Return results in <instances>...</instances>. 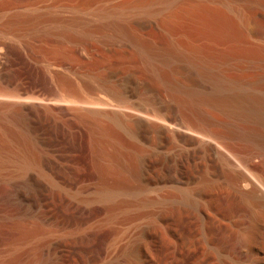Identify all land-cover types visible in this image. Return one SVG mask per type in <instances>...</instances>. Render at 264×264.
<instances>
[{"label":"rangeland","instance_id":"obj_1","mask_svg":"<svg viewBox=\"0 0 264 264\" xmlns=\"http://www.w3.org/2000/svg\"><path fill=\"white\" fill-rule=\"evenodd\" d=\"M127 1L0 0V25L42 17L0 29V102L25 106L0 111V264H264V206L232 176L264 193V157L212 132L264 138V122L214 99L213 79L188 60H164L169 37L155 16L97 13ZM224 13L225 43L199 39L187 19L173 33L215 55L210 74L251 79ZM250 26L249 42L264 37V19ZM194 106L209 121L186 127L179 110Z\"/></svg>","mask_w":264,"mask_h":264},{"label":"bare ground","instance_id":"obj_2","mask_svg":"<svg viewBox=\"0 0 264 264\" xmlns=\"http://www.w3.org/2000/svg\"><path fill=\"white\" fill-rule=\"evenodd\" d=\"M216 3H218L220 7L215 5ZM224 12H229V15L231 14L235 18L238 47L237 63L240 64V68H246L248 66L254 69V71H252L253 77L251 79L240 80L222 78L216 74H210V71L208 70L213 63L216 62H214L215 55L199 42H182L177 40V34L173 33L175 31L172 29V26L177 25L179 28H182L181 25L186 22L187 19L188 21L191 20L190 22H193L192 24L196 26V37H200L199 39L206 42L209 39H203L205 36H211V38L216 37L219 40L221 39L220 42L223 43V39L226 40L225 37L228 32H231L228 29V21L226 20L227 16ZM97 13L100 16L109 15L119 18L135 13L155 16L158 18V24L165 30L167 36L169 37L168 45L163 50H160L163 52L164 56L162 54L161 55L164 57V60L168 62L176 59L188 60L203 74L211 76L216 88L214 99H230L237 104L236 111H238V114L249 115L258 121L264 122V37L257 36L255 41L249 42L252 36V29L250 26L251 21L261 22L262 19H264V0H132L115 5H108L97 11ZM26 19L32 21V23H36L42 19V17L33 16V12L26 13L25 15L21 12L15 13L0 25V29L4 30L10 26L20 25L25 22ZM178 33H181L183 36V34H185V30L181 29ZM229 35L231 36V34ZM227 38L230 37L227 36ZM212 39L214 40V38ZM219 40L215 41L217 42ZM212 41H209L208 44ZM204 44L207 43L204 42ZM204 48L208 50L209 53L204 51ZM62 78L64 79V77ZM165 83L170 88L175 89V87H177L175 85L176 83H172L170 79L165 80ZM225 89H230L231 92L226 93L224 92ZM198 96L203 97L199 94ZM5 108H8L11 113L18 115L23 112L25 106L15 101L0 102V111ZM193 110L195 111L192 112ZM193 110H190V108L188 110L187 107L182 108L181 111L179 110L182 122L186 124V127L187 125H190L194 119L203 120L205 123H208L206 121H209V117L205 114V112L201 111V109L197 107ZM170 132L176 133L173 130ZM212 132L227 136L238 135L244 137L253 143L245 157H250V155L254 153L261 154L262 157H264L263 137H259L253 133L235 130L232 126L224 127L223 131L216 130ZM181 136L184 137L183 134H181ZM236 175L237 176L235 177L232 175L234 178L235 190L243 198H246L249 201H255L264 206V193L261 192L256 194L258 188L257 186L255 187L252 182L247 186L246 184L243 185L239 181H245L246 177L241 173ZM246 181L248 184V180ZM240 184H242L243 187ZM6 189L8 192L7 201H11L13 206H17L18 203H14V200L19 198L18 190L9 186L6 187Z\"/></svg>","mask_w":264,"mask_h":264}]
</instances>
